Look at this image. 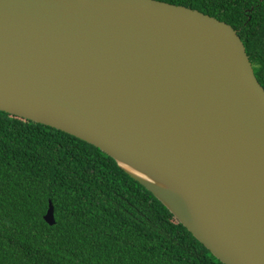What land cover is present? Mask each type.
<instances>
[{"label": "water", "instance_id": "95a60500", "mask_svg": "<svg viewBox=\"0 0 264 264\" xmlns=\"http://www.w3.org/2000/svg\"><path fill=\"white\" fill-rule=\"evenodd\" d=\"M0 112L99 149L222 264H264V89L230 25L158 0H0Z\"/></svg>", "mask_w": 264, "mask_h": 264}, {"label": "trees", "instance_id": "16d2710c", "mask_svg": "<svg viewBox=\"0 0 264 264\" xmlns=\"http://www.w3.org/2000/svg\"><path fill=\"white\" fill-rule=\"evenodd\" d=\"M158 1L230 25L264 89V0ZM0 264L222 263L99 149L0 112Z\"/></svg>", "mask_w": 264, "mask_h": 264}]
</instances>
